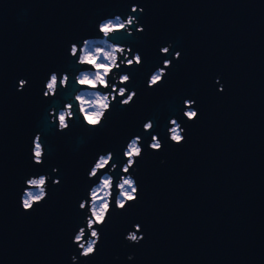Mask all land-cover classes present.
<instances>
[{
    "label": "water",
    "instance_id": "95a60500",
    "mask_svg": "<svg viewBox=\"0 0 264 264\" xmlns=\"http://www.w3.org/2000/svg\"><path fill=\"white\" fill-rule=\"evenodd\" d=\"M133 3L144 9L131 13L144 32L133 27L113 41L142 57V65L120 69L137 92L132 105L121 107L118 97L94 132L75 122L57 132L49 109L70 102L74 82L44 98L48 75L75 73L68 45L98 36L101 19L124 17ZM165 59L172 64L163 83L148 89ZM19 79L28 82L22 91ZM185 99L196 102L194 122L182 116ZM172 117L186 130L179 146L168 140ZM148 119L155 127L145 133ZM37 132L47 152L40 166L31 158ZM152 134L159 152L147 146ZM135 135L144 149L133 173L138 201L118 211L113 200L96 254L79 258L71 242L85 214L78 203L96 182L87 171L111 151L118 180L122 148ZM39 174L60 184L50 179L46 200L24 213L23 180ZM133 224L144 235L139 244L124 239ZM73 254L78 264H264V0H0V264H71Z\"/></svg>",
    "mask_w": 264,
    "mask_h": 264
},
{
    "label": "clouds",
    "instance_id": "9594fccd",
    "mask_svg": "<svg viewBox=\"0 0 264 264\" xmlns=\"http://www.w3.org/2000/svg\"><path fill=\"white\" fill-rule=\"evenodd\" d=\"M144 9L137 4H131L129 14L122 17L114 15L101 19L96 24L98 36L85 38L79 44L70 43L68 45V56L75 59L78 70L73 74L65 72H51L44 82V98L53 99L64 90L71 89V100L65 102L60 109H49V123L55 124L57 132L63 133L70 130L73 122L85 132H94L98 128H103L108 119L111 106L119 97L121 107H130L137 96L135 89L129 90L127 85L131 82V77L127 72L120 71L121 66L125 68H135L142 65L140 53L134 52L131 47L119 41L122 34L132 36V28L136 33H143L144 29L139 25L137 16L131 13H143ZM172 43L159 49L162 55L170 54ZM129 54H131L129 56ZM173 59H179L180 51L171 53ZM123 57V59H121ZM172 61L165 59L161 62L147 78L146 87L153 89L163 83L167 75V69L171 67ZM86 66V67H83ZM215 82L220 85L218 91L223 92V85L220 84L219 77ZM27 80L17 81V91H22ZM194 100H183L182 116L188 122H194L198 118V111L194 107ZM167 128L168 140L176 146L181 145L186 137L185 128L181 126L177 118L168 120ZM143 132H150L154 127L151 119L142 124ZM31 158L33 164L40 166L43 164L47 154L45 140L41 132H37L31 143ZM148 148L153 152L162 150V141L156 134L151 135ZM143 141L139 135L132 136L122 148L123 162L119 164L120 175L118 180L110 173L118 167V163L113 162L117 158L109 151L99 154L87 171L88 180L96 182L88 186L87 198H82L78 203V209L83 211L84 217L81 225L77 227L71 242L79 250V258L91 259L97 252L101 239L100 228L108 223V217L112 214L113 200L116 210H125L130 203L138 201L139 185L133 173L136 170V161L143 155ZM161 164L165 163L163 159ZM52 173L58 170L52 168ZM51 179L52 185H59L60 180L48 174L29 175L23 180L24 187L20 193V209L24 213L31 212L41 205L48 196V181ZM124 239L129 244H139L144 235L140 224H133L132 230L128 231ZM119 259V257H114ZM131 261L133 254L126 257ZM71 264H78L77 255L70 256Z\"/></svg>",
    "mask_w": 264,
    "mask_h": 264
},
{
    "label": "flooded vegetation",
    "instance_id": "af4514ba",
    "mask_svg": "<svg viewBox=\"0 0 264 264\" xmlns=\"http://www.w3.org/2000/svg\"><path fill=\"white\" fill-rule=\"evenodd\" d=\"M83 67H86V66H83Z\"/></svg>",
    "mask_w": 264,
    "mask_h": 264
}]
</instances>
